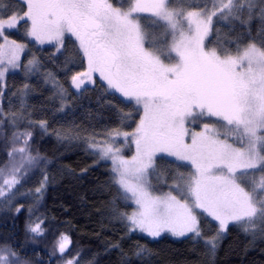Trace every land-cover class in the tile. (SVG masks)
<instances>
[{
	"label": "snow or ice",
	"instance_id": "6c2138e0",
	"mask_svg": "<svg viewBox=\"0 0 264 264\" xmlns=\"http://www.w3.org/2000/svg\"><path fill=\"white\" fill-rule=\"evenodd\" d=\"M233 235L264 264V0H0V264H221Z\"/></svg>",
	"mask_w": 264,
	"mask_h": 264
},
{
	"label": "trees",
	"instance_id": "16d2710c",
	"mask_svg": "<svg viewBox=\"0 0 264 264\" xmlns=\"http://www.w3.org/2000/svg\"><path fill=\"white\" fill-rule=\"evenodd\" d=\"M86 161L85 155L76 152L66 153V159L63 163L76 168L79 172L77 165H83ZM90 162V161H88ZM84 195V188L76 185L75 181L65 180L62 183H58L54 190H51L48 198V206L50 209L56 210L54 214H60V205H63L65 211L62 219L72 222L74 227L78 229L76 237L81 242L88 246L90 241L95 240L94 229L97 228L94 218L90 216L92 209L85 208L81 205L80 197ZM165 249L162 256L159 258L161 264H167L169 259H181V253L185 252V245L176 242L161 245ZM248 260L259 259L258 257L249 256ZM221 264H244L245 256L242 245L236 242L235 235L230 241H226L224 244V251L220 254Z\"/></svg>",
	"mask_w": 264,
	"mask_h": 264
}]
</instances>
